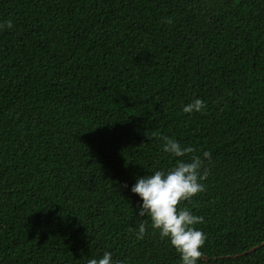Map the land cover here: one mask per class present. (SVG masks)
Instances as JSON below:
<instances>
[{"label": "trees", "instance_id": "16d2710c", "mask_svg": "<svg viewBox=\"0 0 264 264\" xmlns=\"http://www.w3.org/2000/svg\"><path fill=\"white\" fill-rule=\"evenodd\" d=\"M204 151L198 264H264V0H0V264H180L130 188Z\"/></svg>", "mask_w": 264, "mask_h": 264}, {"label": "clouds", "instance_id": "9594fccd", "mask_svg": "<svg viewBox=\"0 0 264 264\" xmlns=\"http://www.w3.org/2000/svg\"><path fill=\"white\" fill-rule=\"evenodd\" d=\"M204 108V101L195 98L184 105L182 111L192 114L202 112ZM161 150L176 158H183L194 151L191 146H181L167 136L162 137ZM209 157L210 153L204 151L188 160L178 159L173 167L137 177L130 188L140 201L136 215L150 219L151 227L178 252L180 264H198L202 256L206 235L195 227L202 217L179 205L204 191L202 181L207 174L205 162ZM145 230V224L141 222L135 229L137 239L143 238ZM86 264H123V261L113 259L111 252L104 251L102 256L88 259Z\"/></svg>", "mask_w": 264, "mask_h": 264}, {"label": "water", "instance_id": "95a60500", "mask_svg": "<svg viewBox=\"0 0 264 264\" xmlns=\"http://www.w3.org/2000/svg\"><path fill=\"white\" fill-rule=\"evenodd\" d=\"M260 246H264V242L261 243ZM255 249H257V246H256V247H253V248H251V249H249L248 251H246V253H250V252L254 251Z\"/></svg>", "mask_w": 264, "mask_h": 264}]
</instances>
